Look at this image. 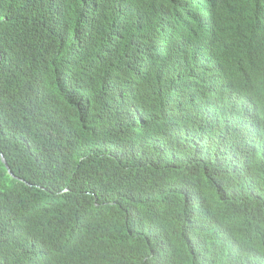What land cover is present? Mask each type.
<instances>
[{
	"label": "trees",
	"instance_id": "1",
	"mask_svg": "<svg viewBox=\"0 0 264 264\" xmlns=\"http://www.w3.org/2000/svg\"><path fill=\"white\" fill-rule=\"evenodd\" d=\"M161 7L0 0V264H264V107L186 101Z\"/></svg>",
	"mask_w": 264,
	"mask_h": 264
},
{
	"label": "clouds",
	"instance_id": "2",
	"mask_svg": "<svg viewBox=\"0 0 264 264\" xmlns=\"http://www.w3.org/2000/svg\"><path fill=\"white\" fill-rule=\"evenodd\" d=\"M258 3L259 0H162L163 22L172 28L191 30L197 54L208 60L168 61L172 79L180 80L185 70L188 77L197 81L195 84L189 80V87H202L213 76L214 85L207 84V91L230 98L236 91L243 92L245 106L264 107V95L248 91L246 84L255 73L264 79V16L256 15L251 22L246 21L248 11ZM206 4H211L209 13ZM195 19L199 23H194ZM235 61H243L247 71ZM176 70L179 76L175 75ZM232 76H243L245 81H231ZM189 95L188 91L186 101ZM236 122L229 121L228 129Z\"/></svg>",
	"mask_w": 264,
	"mask_h": 264
},
{
	"label": "bare ground",
	"instance_id": "3",
	"mask_svg": "<svg viewBox=\"0 0 264 264\" xmlns=\"http://www.w3.org/2000/svg\"><path fill=\"white\" fill-rule=\"evenodd\" d=\"M178 5H180V3H178ZM205 7L210 8V9H208V13H209L211 11V4H206ZM208 13H206V14L208 15ZM198 19H195L194 23H199ZM197 26H199V25H197ZM235 63L240 68H242L244 70V72L247 71V68H246V66H245L243 61H235ZM243 80L245 81L243 76H232L231 77V81H234V82L243 81ZM246 84H247L248 91L256 92L259 95H264V79L262 77H260L257 73L254 74V79L251 80V81H246ZM178 85L180 87L184 88V90L188 89V91L190 93L192 91L198 90V89H194V88L189 87L188 80L180 79L179 82H178ZM198 91H200V90H198ZM173 97L175 99H179V90L174 91ZM244 98H245V96H244L243 92H239V91L234 92L233 100L235 101L236 105L230 110L231 114H233L235 116H240L241 115V103L243 102ZM243 125H244V127H245V129L247 131L251 130V124H250L249 121L243 120ZM251 141H252L253 146L256 149H259V147L261 146L260 145L261 138L258 135L254 134V133H251Z\"/></svg>",
	"mask_w": 264,
	"mask_h": 264
},
{
	"label": "water",
	"instance_id": "4",
	"mask_svg": "<svg viewBox=\"0 0 264 264\" xmlns=\"http://www.w3.org/2000/svg\"><path fill=\"white\" fill-rule=\"evenodd\" d=\"M4 161V160H3Z\"/></svg>",
	"mask_w": 264,
	"mask_h": 264
}]
</instances>
